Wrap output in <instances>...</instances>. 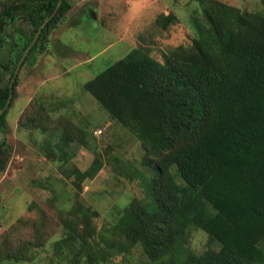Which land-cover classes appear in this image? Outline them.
<instances>
[{"label":"trees","instance_id":"trees-1","mask_svg":"<svg viewBox=\"0 0 264 264\" xmlns=\"http://www.w3.org/2000/svg\"><path fill=\"white\" fill-rule=\"evenodd\" d=\"M58 1L3 4L0 48L11 22L24 40L0 61V110L41 24L55 12L21 67L69 11V0L57 8ZM195 1L202 19L191 20L196 38L190 46L169 50L163 62L133 50L84 83L112 121L134 131L148 153L143 165L153 175L144 179L137 173L144 197L117 209L104 251L94 239L96 211L73 206L74 219L54 243L63 264H112V252L128 260L135 249L149 264H264V8L248 12L215 0ZM20 20L32 29L27 36ZM169 23L167 18L163 25ZM10 107L11 102L0 114V171L9 156L4 135ZM196 231L208 239L201 253L187 245ZM37 248L30 245L28 254ZM18 256L0 252V264H18Z\"/></svg>","mask_w":264,"mask_h":264},{"label":"rangeland","instance_id":"rangeland-1","mask_svg":"<svg viewBox=\"0 0 264 264\" xmlns=\"http://www.w3.org/2000/svg\"><path fill=\"white\" fill-rule=\"evenodd\" d=\"M12 1L0 0V11ZM215 1L248 12L264 8V0ZM69 2V11L48 32L43 47L19 69L6 115L9 156L0 171V252L20 254L18 264H63L54 243L74 219L77 203L96 211L91 218L94 239L104 251L113 237L109 230L117 209L144 197L137 173L151 179L153 171L143 165L148 153L134 131L112 121L83 85L133 50L163 62L169 50L192 44L191 20L202 19L195 0ZM167 18L170 23L164 26ZM17 24L26 36L32 30L23 20ZM19 36L11 22L3 33L1 62L21 48L24 38ZM207 242V235L196 231L187 245L201 253ZM29 244L38 245L32 255ZM108 259L112 264H149L137 249L128 260L113 252Z\"/></svg>","mask_w":264,"mask_h":264},{"label":"water","instance_id":"water-1","mask_svg":"<svg viewBox=\"0 0 264 264\" xmlns=\"http://www.w3.org/2000/svg\"><path fill=\"white\" fill-rule=\"evenodd\" d=\"M60 3H61V0L58 1L57 8L59 7ZM57 8H56V9H57ZM54 13H55V12H53V14H52L50 17L46 18V19L44 20V22L41 24V26L39 27V29H38V31H37L35 37H34L33 40H32V42H31L30 45L27 47V49L24 51V53H23L21 59L19 60L17 66H16V69H15V71H14V73H13V76H12V78H11V80H10V83H9V97H8L7 103L5 104L4 108H2V109L0 110V114H1L6 108H8V106H9V104H10V102H11V98H12V84H13V81H14L15 77L17 76V74H18V72H19V69H20V67H21V64H22V61H23L25 55H26L27 52L30 50V48L34 45V43L37 41V38H38V36H39V34H40L42 28L44 27L45 23H46V22H47V21H48L53 15H54ZM93 13H94V12H91V14H90L91 17H93Z\"/></svg>","mask_w":264,"mask_h":264},{"label":"built area","instance_id":"built-area-1","mask_svg":"<svg viewBox=\"0 0 264 264\" xmlns=\"http://www.w3.org/2000/svg\"><path fill=\"white\" fill-rule=\"evenodd\" d=\"M97 133H99V134H100V133H101V131H100V130H98V131L96 132V134H97Z\"/></svg>","mask_w":264,"mask_h":264}]
</instances>
